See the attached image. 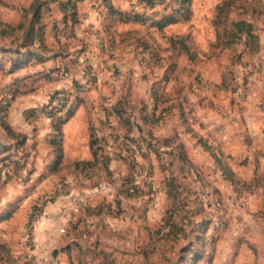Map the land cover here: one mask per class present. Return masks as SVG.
I'll return each mask as SVG.
<instances>
[{
    "label": "rangeland",
    "instance_id": "obj_1",
    "mask_svg": "<svg viewBox=\"0 0 264 264\" xmlns=\"http://www.w3.org/2000/svg\"><path fill=\"white\" fill-rule=\"evenodd\" d=\"M258 1L155 0L147 17L216 18L224 28ZM11 66L0 55V264H264V115H256L260 141L243 137L251 151L240 156L210 145L194 119L183 124L199 133L191 142L152 116L90 124L95 134L127 126L138 142L106 145L96 164H64L53 135H34L36 119L59 112L64 95L54 92L63 90L40 102L46 75L10 80L20 69ZM76 83L74 102L84 90Z\"/></svg>",
    "mask_w": 264,
    "mask_h": 264
},
{
    "label": "crops",
    "instance_id": "obj_2",
    "mask_svg": "<svg viewBox=\"0 0 264 264\" xmlns=\"http://www.w3.org/2000/svg\"><path fill=\"white\" fill-rule=\"evenodd\" d=\"M33 1L0 0V21L17 25ZM108 3L125 16L106 18V12L97 16L89 0L76 2V23H72L69 14H62L57 3L46 10L42 8V50L37 56L23 57L19 71L6 74L10 80L46 75L40 79V102L55 89L70 90L76 82L84 87L74 115L62 125V163L92 160L89 125L120 120L112 108L123 101L124 107L139 105L132 112L125 108L123 118L141 121L146 114H152L155 119H164L168 128L177 124L174 130L191 142L192 135L199 133L183 124L184 120L194 119L195 129L199 123L205 127L203 138L226 155L235 157L251 151L245 147L243 137L252 133L248 143L250 140L253 144L255 136L260 141L256 115H264V0L251 8L239 7V17L227 20L231 28L233 22L249 24L251 35L242 33L236 41L218 46L222 31L216 18H190L168 24L160 31L152 26L153 21L160 19L159 14H153L146 22L133 18L150 13L139 0ZM34 43L40 46L38 36ZM0 55L6 61L8 55L13 56L6 48L0 49ZM7 71L11 72L9 68ZM50 72L53 73L49 75ZM143 93L148 96L144 98ZM143 105L146 114L141 110ZM247 119L252 120L248 122L249 130ZM36 120L39 121L34 135L42 141L52 134L51 120ZM98 129L97 136L108 145L107 149L118 144L134 147L138 142L135 132L128 133L122 127ZM25 133L33 136L28 130ZM125 133L131 138L126 142ZM116 134L122 136V143L115 141Z\"/></svg>",
    "mask_w": 264,
    "mask_h": 264
},
{
    "label": "trees",
    "instance_id": "obj_3",
    "mask_svg": "<svg viewBox=\"0 0 264 264\" xmlns=\"http://www.w3.org/2000/svg\"><path fill=\"white\" fill-rule=\"evenodd\" d=\"M79 0H34L28 10L25 11V14L23 15L22 19L17 23V25H7L0 21V49L6 48V51L8 53H12L13 56L8 55L9 57L7 59L8 63L11 66L10 71L16 70L20 68L23 61V57L25 56H31V55H38L39 48H42L43 45V22L41 21L42 18V8L45 10L48 8V6L52 3H57L60 6V10L64 16L71 17L72 23L77 22V16H76V2ZM145 1L146 5L148 4V9H151L153 3H155V0H140ZM180 4L186 6V4H190L191 0H178ZM104 9L102 12H106V18L107 17H116V18H122L125 16L123 12H119L118 10H115L109 3L108 0H104L103 2ZM150 7V8H149ZM101 12V13H102ZM30 14V16H28ZM154 17V15H153ZM134 19H137L141 22H146L148 19L147 16H144L142 14L140 15H134ZM190 18H174L172 14H163L161 15L159 20L153 21L152 26H154L158 30H162L166 25L176 23L178 21H189ZM229 20V19H226ZM218 26H220V23L215 21ZM251 28L250 25L241 21V22H233L232 28L227 26V23L225 24L224 28H221L222 33L218 35L216 46L222 44L227 45L230 44L236 39L240 37L242 33H246L248 36L251 35ZM38 36V41L40 42V46H35L34 40ZM248 42H250L249 39H246ZM175 42H179L180 40H175ZM20 62H19V61ZM66 74V71L63 72V75ZM77 83H74V88L76 87ZM79 88H83L82 85H79ZM81 90V89H80ZM66 90L63 91H55L54 95H60V97L63 98L59 102V108L56 111H49L47 112V117L51 119V126H52V134L53 135L52 140H50V143L55 146L56 144H61L62 148V125L71 118L75 110L77 108L78 103L80 102V98L77 96V100L74 102L71 100L72 93H69L70 95H67L68 93H65ZM78 91V90H76ZM62 95V96H61ZM53 99V98H52ZM51 99V100H52ZM124 104L123 102L118 103L116 106H114L115 109L112 108V112L115 114L120 115V120L122 125L125 124V120H129V117L123 118L124 114ZM144 114L146 112L144 109H142ZM63 112L62 115H59L58 113ZM150 118L152 119V114H146L142 119ZM141 119V120H142ZM126 127V131L130 133V128ZM128 128V129H127ZM94 128H92L91 125H89V148L92 153V160L89 161H76L73 162V164H83V165H92L96 164L97 159V152L99 150L104 151L106 144L103 139L97 136L95 132H93ZM11 133V132H10ZM13 133V132H12ZM128 133H125L123 136L124 142L129 141L131 138L127 137ZM25 138L23 137L22 141ZM58 139V140H57ZM21 141V143H23ZM107 148V147H106ZM60 160H62V152L60 153ZM103 161H107V156L103 155L102 157Z\"/></svg>",
    "mask_w": 264,
    "mask_h": 264
},
{
    "label": "built area",
    "instance_id": "obj_4",
    "mask_svg": "<svg viewBox=\"0 0 264 264\" xmlns=\"http://www.w3.org/2000/svg\"><path fill=\"white\" fill-rule=\"evenodd\" d=\"M90 4H91V9L92 11L99 16L101 14V12L104 9L103 6V2L104 0H89Z\"/></svg>",
    "mask_w": 264,
    "mask_h": 264
}]
</instances>
